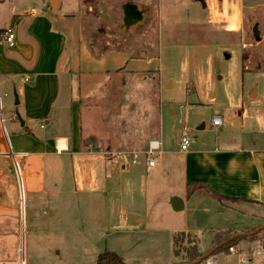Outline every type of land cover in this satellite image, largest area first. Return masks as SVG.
<instances>
[{
    "label": "crops",
    "instance_id": "1",
    "mask_svg": "<svg viewBox=\"0 0 264 264\" xmlns=\"http://www.w3.org/2000/svg\"><path fill=\"white\" fill-rule=\"evenodd\" d=\"M84 6L80 0L0 1V28L12 27L17 36L11 48L0 44V264L18 263L21 232L28 242L25 264H97L106 250L127 264H178L160 257L159 248L149 255L144 245L168 235L176 255L174 237L183 231L198 243L190 213L205 214L201 224L211 228V243L216 230L236 234L263 225L264 136L241 128L237 138L230 129L237 127L236 113L230 126L215 114L223 118L220 125L212 119L216 134L206 131V122L198 133L191 129L187 150L180 128L174 138L164 124L162 132L158 127L145 147L161 142L153 166L144 154L136 163L127 154L109 161L100 152L109 144L84 140L80 76L154 70L152 59L125 51L95 56L84 37ZM190 182L209 188L188 196ZM174 196L183 209L174 210ZM68 236L72 241L63 245ZM236 246V264L241 255L248 264H264L261 241Z\"/></svg>",
    "mask_w": 264,
    "mask_h": 264
},
{
    "label": "rangeland",
    "instance_id": "2",
    "mask_svg": "<svg viewBox=\"0 0 264 264\" xmlns=\"http://www.w3.org/2000/svg\"><path fill=\"white\" fill-rule=\"evenodd\" d=\"M80 1L85 5L84 37L95 56L125 51L136 59H152L149 66L154 69L80 76L84 140L95 138L114 152L141 151L158 127L162 132L163 124L166 136L174 138L185 125L198 133L197 127L204 122L207 132H215L211 124L217 113L225 117L224 126H230L236 113L237 127H230L236 135L243 128L264 136V0H243L214 23L200 0ZM128 5L135 6L142 17L128 16ZM190 215L191 221L197 220L192 232L198 237L199 250L208 253L212 237L211 228L205 230L201 224L206 222L205 214ZM20 235V249L13 257L19 259L17 264L28 250L24 233ZM72 239L64 237L63 245ZM181 239L175 245L179 256L173 253L168 235L157 242L146 241L144 250L151 255L159 248L160 257L171 256L178 264H186L189 247ZM231 254L220 252L207 259L236 264Z\"/></svg>",
    "mask_w": 264,
    "mask_h": 264
},
{
    "label": "built area",
    "instance_id": "3",
    "mask_svg": "<svg viewBox=\"0 0 264 264\" xmlns=\"http://www.w3.org/2000/svg\"><path fill=\"white\" fill-rule=\"evenodd\" d=\"M243 0H205L206 9L208 11L209 19L212 23H214V20L218 18L225 17L229 7L236 6L240 4ZM16 32L14 28L12 27H6V28H0V44L5 45L7 47H13L16 44ZM222 117L220 115H215L213 117V123L215 125H220L222 123ZM192 142V135L190 128L187 126H184L181 130L180 134V144L182 150H187ZM161 149V142L157 139L151 140L148 144V147L145 150L142 151H119L114 152L113 150L107 149V148H100V152L105 156L106 159L109 161H112L115 158H119L122 155H129L130 159L133 163L138 162V159L140 157V154H144L146 156L147 162L150 166H153L155 164V157L158 153H160ZM25 155V154H24ZM17 163V162H16ZM17 167L19 169V164H17ZM229 253H238L237 246H231L229 248ZM241 255V254H240ZM249 258L243 257L241 255V262L242 264H248L250 263ZM21 264H25L24 259L21 261ZM201 264H217V260L214 257H211L209 259H205Z\"/></svg>",
    "mask_w": 264,
    "mask_h": 264
},
{
    "label": "trees",
    "instance_id": "4",
    "mask_svg": "<svg viewBox=\"0 0 264 264\" xmlns=\"http://www.w3.org/2000/svg\"><path fill=\"white\" fill-rule=\"evenodd\" d=\"M209 188L207 184L199 183V182H193L187 184V194L188 196H191L194 194L197 190L200 189H206ZM212 191V190H211ZM214 193V192H213ZM215 195L219 199H224V196H221L219 194ZM256 228H249L245 231H252ZM236 231L234 229H225V230H216L213 232V241H212V248L210 250H214L213 255L220 253V252H226L229 253V248L231 246L237 245L241 240H259L261 241V245L264 248V230L254 234V235H244L237 237L228 243L224 245L222 244L224 241L228 240ZM182 237L181 242L184 243L185 240H187L188 244V250H187V258L190 260V262H194L196 260H199L207 253H201L198 247V243L196 242L195 238L190 232H178L174 237V244L176 245L178 238ZM209 250V251H210ZM176 255H179L178 251L175 248ZM97 264H127L125 258L120 255L118 252L112 251V250H106L99 254L97 259Z\"/></svg>",
    "mask_w": 264,
    "mask_h": 264
},
{
    "label": "water",
    "instance_id": "5",
    "mask_svg": "<svg viewBox=\"0 0 264 264\" xmlns=\"http://www.w3.org/2000/svg\"><path fill=\"white\" fill-rule=\"evenodd\" d=\"M203 2L204 6H206L205 4V0H200ZM127 15L132 17V18H141L142 17V13L138 10H136L135 6L133 5H128L127 7ZM17 97V102H18V96L16 95ZM170 202L172 204V207L174 208V210H181L184 208V202L183 200L178 197V196H174L170 199ZM264 230V224L259 226L258 228L252 230V231H248V232H238L236 234H233L228 240L224 241L222 244L220 245H224L226 243H228L229 241L237 238V237H240V236H244V235H254L260 231ZM213 252L214 250H210L207 254H205L202 258H200L199 260H196L194 262H189V263H186V264H201L205 259H207L208 257L212 256L213 255Z\"/></svg>",
    "mask_w": 264,
    "mask_h": 264
}]
</instances>
